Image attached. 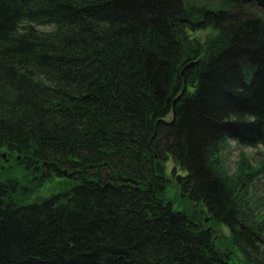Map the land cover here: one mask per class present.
<instances>
[{
    "label": "trees",
    "instance_id": "1",
    "mask_svg": "<svg viewBox=\"0 0 264 264\" xmlns=\"http://www.w3.org/2000/svg\"><path fill=\"white\" fill-rule=\"evenodd\" d=\"M229 141L264 147V0H0V264H233L211 225L264 264Z\"/></svg>",
    "mask_w": 264,
    "mask_h": 264
},
{
    "label": "rangeland",
    "instance_id": "2",
    "mask_svg": "<svg viewBox=\"0 0 264 264\" xmlns=\"http://www.w3.org/2000/svg\"><path fill=\"white\" fill-rule=\"evenodd\" d=\"M194 1L197 3L206 2V0ZM40 29L44 31L50 30L49 28L42 27ZM222 157L226 169L231 175H235L238 172L243 158H246L254 169H259L257 180L251 187L248 194V200L250 201V204L254 206L255 211L258 212L261 217H264V147L245 148L239 146L234 141H229L223 149ZM14 162L15 159L13 156H10L7 151L0 153V163H2L3 166L6 164L7 169L11 170L14 176L20 178L23 176H28L25 171L21 168H18ZM44 191L45 189L41 190L40 194H44ZM171 196L173 200L180 206L187 207L180 193L174 192ZM210 227V229H214L216 236L220 238V244L222 248H227L230 250V253H232L233 264H251L244 254L239 251L238 247L233 244L234 241L231 239L232 237L229 230H227L225 227L217 225H211Z\"/></svg>",
    "mask_w": 264,
    "mask_h": 264
}]
</instances>
